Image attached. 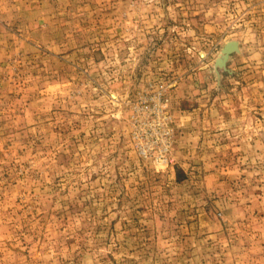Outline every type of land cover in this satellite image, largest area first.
I'll return each mask as SVG.
<instances>
[{
	"label": "rangeland",
	"instance_id": "374dc122",
	"mask_svg": "<svg viewBox=\"0 0 264 264\" xmlns=\"http://www.w3.org/2000/svg\"><path fill=\"white\" fill-rule=\"evenodd\" d=\"M0 264H264V0H0Z\"/></svg>",
	"mask_w": 264,
	"mask_h": 264
}]
</instances>
